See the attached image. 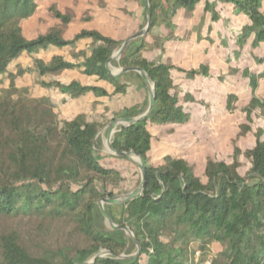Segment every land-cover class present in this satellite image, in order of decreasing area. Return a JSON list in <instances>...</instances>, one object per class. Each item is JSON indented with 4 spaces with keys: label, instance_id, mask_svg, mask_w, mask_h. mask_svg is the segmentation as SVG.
I'll use <instances>...</instances> for the list:
<instances>
[{
    "label": "trees",
    "instance_id": "trees-1",
    "mask_svg": "<svg viewBox=\"0 0 264 264\" xmlns=\"http://www.w3.org/2000/svg\"><path fill=\"white\" fill-rule=\"evenodd\" d=\"M41 1L0 0V264H79L101 250L110 254L95 264H199L195 254L201 253L202 263L215 244L220 251L213 264H264V126L255 133L254 147L245 152L250 164L245 176L239 173L242 153L238 148L230 164L208 159L204 180L179 157L166 156L153 164L149 127L186 125L192 119L186 104L195 100L182 94L173 72L195 79L208 77L209 68L201 65L185 71L170 61L147 57L177 38L174 20L180 12L190 16L201 3L214 21L219 19L217 4L248 19L234 38L239 48L236 57L249 39L252 48L260 47L264 45V0H149L151 29L138 45L111 63L143 70L156 96L149 116L120 126L111 141L113 149L133 152L145 164L142 193L126 203L105 205L115 225L129 228L138 244L123 230L107 228L100 210L101 200L115 197L124 180L119 170L102 166L98 159V137L107 124L101 117L91 119L87 111L61 120L48 96L35 98L29 87L18 84L33 72L40 89L57 92L64 102L90 96L91 108L101 98L127 95L132 83L126 79L137 78L136 89L147 95L146 85L135 72L114 77L108 70L106 65L121 44L118 41L96 30H83L66 40L75 15L61 12L57 4L49 12L58 24L28 40L23 23L35 15ZM134 1L144 8L147 23L144 1ZM158 27L167 34L160 42L149 41ZM51 50H69L73 56L40 57ZM23 56H33L31 66L18 62ZM256 62L264 66V58ZM68 73L93 83L74 77L65 82ZM244 76L252 90L245 109L247 120L250 123L258 114L264 121V98L257 96L264 68L245 69ZM235 101V95L228 97V110L235 109ZM144 112L145 106L133 105L112 120L137 118ZM249 131V125L243 126V133Z\"/></svg>",
    "mask_w": 264,
    "mask_h": 264
},
{
    "label": "rangeland",
    "instance_id": "rangeland-1",
    "mask_svg": "<svg viewBox=\"0 0 264 264\" xmlns=\"http://www.w3.org/2000/svg\"><path fill=\"white\" fill-rule=\"evenodd\" d=\"M54 4L59 6L61 12H72L75 15L74 22L66 32V40H71L83 30H96L121 43L116 52L146 26L144 8L134 0H43L38 3L35 15L23 24L28 40L45 34L58 24L49 12ZM262 11L264 13V4ZM215 12L219 17L217 21L213 20L211 12L204 11L203 3L198 5L190 16L181 11L174 20L177 26L175 34L177 38L163 44V50L159 49L147 54V57L153 61H170L173 66L185 71L196 70L201 65L209 68L208 77L197 76L195 79L187 78L185 73L173 72L175 83L182 94L188 93L195 100L186 104V110L192 117L190 123L149 127L153 138L150 153L153 164H159L166 156L179 157L188 161L194 167L196 175L203 180L207 160L213 159L230 164L233 161L235 148L242 153L239 157L241 164L239 173L245 176L250 165L244 156L245 152L254 147L255 133L264 126V121L258 114L253 115L250 123L247 120L245 109L251 101L252 90L249 79L244 76L245 69L259 72L264 68L256 62L258 58H264V45L252 48V39H249L236 57L234 52L239 48L234 38L248 25V19L234 13L227 5L217 4ZM86 17L91 20L85 21ZM167 32L164 27H158L153 31L149 41L160 42L161 37ZM137 41L138 39L130 44ZM53 55H63L69 59L73 53L69 50H51L40 54L46 59ZM36 57L38 55H35ZM33 59V56H27L21 62L25 67H29ZM110 68L116 74L118 68L114 66ZM80 76L68 73L64 75L63 81L69 82L73 77L80 78ZM126 81L132 83L127 95L101 98V102L92 108L91 100L86 99L82 104L80 103L82 99L64 102L57 92L49 93L40 89L33 72L25 75L18 84L29 87L35 98L48 96L55 104V112L61 120L71 119L84 108L89 112L91 119L101 117L103 123L107 125L98 137V159L102 166L119 170L124 177L116 191V196L120 198H125L124 196L138 189L141 173L136 164L139 162L137 157L133 156L132 160L124 159L110 152L108 143H111L114 133L109 135V125L121 119L112 120L116 113L126 107L139 105L144 108L145 106L146 112L149 106V94L146 95V92L136 89L139 80L132 77ZM85 82L93 83L89 79H85ZM149 86L151 87L150 83ZM230 95L237 97L233 111L227 108ZM257 96L264 98V80L259 81ZM247 125L250 126L251 131L243 133V126ZM119 127L120 125L114 128V132ZM219 251L220 247L215 244L211 246L205 258L213 260ZM198 263L201 264L200 260Z\"/></svg>",
    "mask_w": 264,
    "mask_h": 264
},
{
    "label": "water",
    "instance_id": "water-1",
    "mask_svg": "<svg viewBox=\"0 0 264 264\" xmlns=\"http://www.w3.org/2000/svg\"><path fill=\"white\" fill-rule=\"evenodd\" d=\"M143 1H144L145 9H146L147 23H146L145 28L142 31H140L136 36H134L132 38V40L138 39V41L135 42L133 45L130 44L131 39L129 41H126L123 44V47L118 51V53L117 54L115 53L110 58V60L108 61L106 66H107L108 70L111 72V74L114 77H118L120 75H123V74H126V73H130V72L137 73L143 79V81H144V83H145V85L147 87L148 94H149V106H148V109L146 110V112L144 114L138 116L137 118L119 119L116 122L111 123L109 125V129L116 128L119 125L122 126V127H127V126H130L131 124H135L136 122L145 120L149 116V114L152 112V109H153V106H154V103H155L156 96H155L154 85L151 84V81L149 80L148 75L143 70H141L140 68H134V69H121V68H118V70L116 71V74H114L111 71V68H110L111 67V63L113 61H119L121 59V57L126 52H128L131 48H133L136 45H138L140 43V41L145 38L146 34L151 29V26H152V10H151V6H150V2H149V0H143ZM149 83L151 84V87L149 86ZM108 149L110 150V152L113 155H115L117 157H122L124 159L132 160V157L134 156V157H137L138 160H139V162H136V164H137V166H138V168L140 170V173H141V184L139 185L138 189L133 191L132 193H129L126 196H124L125 199H126L125 201H121L122 197L120 198L119 196H115L113 198L103 199L99 203L100 210H101V213H102V215H103V217L105 219L106 224L111 229L123 230L129 236V238H131L134 242H136V244H138L136 239H135V237L133 236V233L131 232V230L129 228H121V227L115 225V223L111 220V218L106 213L105 205L106 204H122V203H126V202H128L130 200H133L136 196H138L139 194L142 193L143 184H144V180H145V164H144L143 160L140 157L136 156L135 153H133V152L126 153V152L116 151L115 149L112 148L111 143H108ZM137 246H138V253H139L140 252V247H139V245H137ZM108 254H110L109 251L101 250L98 253V255L95 256L93 259L88 260V261L83 262V263H79V264H95V262H96V260L98 258L104 257L105 255H108ZM116 257L117 258H125V256H123V255H118Z\"/></svg>",
    "mask_w": 264,
    "mask_h": 264
},
{
    "label": "crops",
    "instance_id": "crops-1",
    "mask_svg": "<svg viewBox=\"0 0 264 264\" xmlns=\"http://www.w3.org/2000/svg\"><path fill=\"white\" fill-rule=\"evenodd\" d=\"M24 24V23H23ZM23 31H24V26H23ZM24 35H25V33H24ZM26 37V36H25ZM26 57L27 56H23L18 62H20V63H22L23 64V62H21V60L24 58V59H26ZM41 57V56H40ZM31 66V65H30ZM76 79H80L84 84H86L85 83V78H83V77H78V78H76ZM98 85H101L102 86V84H98ZM22 87V86H21ZM90 98V96L89 97H87V99H89ZM79 100H81V99H79ZM92 100H94V98H92ZM86 101V98H82V100L80 101V103L82 104V103H84ZM79 111H86L85 110V108L84 109H82V110H79Z\"/></svg>",
    "mask_w": 264,
    "mask_h": 264
},
{
    "label": "built area",
    "instance_id": "built-area-1",
    "mask_svg": "<svg viewBox=\"0 0 264 264\" xmlns=\"http://www.w3.org/2000/svg\"><path fill=\"white\" fill-rule=\"evenodd\" d=\"M195 257H196L197 261H199L201 259V254L199 252H197L195 254ZM201 264H213V262L211 259L206 258Z\"/></svg>",
    "mask_w": 264,
    "mask_h": 264
},
{
    "label": "bare ground",
    "instance_id": "bare-ground-1",
    "mask_svg": "<svg viewBox=\"0 0 264 264\" xmlns=\"http://www.w3.org/2000/svg\"><path fill=\"white\" fill-rule=\"evenodd\" d=\"M136 40H137V39L131 40V42L136 41ZM131 42H130V43H131ZM117 53H118V52H116V54H117ZM114 131H115L114 128L110 129L109 135H110V134L113 135ZM125 200H126L125 198H122V199H121V201H125Z\"/></svg>",
    "mask_w": 264,
    "mask_h": 264
}]
</instances>
